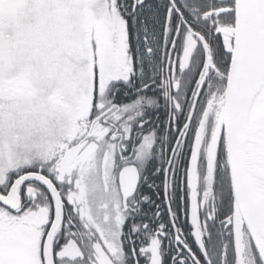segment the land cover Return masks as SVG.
<instances>
[{
    "label": "flooded vegetation",
    "instance_id": "af4514ba",
    "mask_svg": "<svg viewBox=\"0 0 264 264\" xmlns=\"http://www.w3.org/2000/svg\"><path fill=\"white\" fill-rule=\"evenodd\" d=\"M169 1L180 13L174 0ZM38 3L41 5L36 0H0V20L12 21L15 27L0 25V52H4L0 60V97L21 104L19 98L39 96L36 92L41 90L47 101L41 103L40 114L47 129L56 131L57 141L49 151L44 144L46 154L42 151L37 157L36 147L30 143H21L22 158L0 157V196L10 193L16 179L32 174L13 189L10 203L17 204L15 208L0 202V264H257L255 251L248 255L241 248V229L249 237L242 224L238 226V257L232 192V202L226 203L223 213L216 206V197L221 193L213 185L218 177L215 158L223 135L221 131L213 146L217 124L210 136L206 121L209 108L194 112L202 81L192 106L183 109L186 92L177 67H184L186 56H179L171 47L178 36H183L184 52H188L195 44L194 35L181 31L179 23L167 34L172 36L171 44L162 39L165 45L147 46L151 60L141 56L140 63L135 62V54L127 45L124 21L116 8V19L122 24L120 41L118 28L110 43L103 40L104 44L95 34L86 42L78 39L77 48L83 43L81 51L88 52L80 72L88 75L89 81L84 82L80 76L73 81V76L66 74L54 75L49 83L42 81L44 74L34 81L33 66L24 56L29 54L37 60L47 50L55 52L52 62L56 63L55 57L61 53L57 54L58 35L49 46H39L31 39L22 43L24 46L13 44L16 40L12 32L17 37L26 33L30 36L29 28L34 22L39 24L41 16L34 18ZM171 6L166 13L167 24ZM233 25L220 26L215 32ZM195 36L205 53L203 37L199 33ZM226 38L231 45L232 37ZM101 47L109 50L103 53L107 62L119 58L112 65L115 71L105 85L103 99L99 98V78L93 64ZM153 58L158 63H151ZM145 67L152 69L151 77H143L147 74ZM26 99L27 105L30 101ZM62 111L70 117L66 124L61 121ZM197 132L193 223L189 217L188 170ZM42 177L52 183L57 198ZM248 242L253 247L250 238Z\"/></svg>",
    "mask_w": 264,
    "mask_h": 264
},
{
    "label": "water",
    "instance_id": "95a60500",
    "mask_svg": "<svg viewBox=\"0 0 264 264\" xmlns=\"http://www.w3.org/2000/svg\"><path fill=\"white\" fill-rule=\"evenodd\" d=\"M233 38L224 91V105L218 119L213 146L222 131L230 185L234 198V240L238 252V224L241 219L262 264H264V105L258 101L264 85V0H235L234 28L219 29ZM204 48L206 43L202 38ZM207 67L211 64L207 55ZM199 132L189 160L191 180L190 221L195 223V181ZM26 174L18 178L10 193L0 201L11 208L10 196ZM43 178V177H42ZM56 196L52 183L43 178Z\"/></svg>",
    "mask_w": 264,
    "mask_h": 264
},
{
    "label": "trees",
    "instance_id": "16d2710c",
    "mask_svg": "<svg viewBox=\"0 0 264 264\" xmlns=\"http://www.w3.org/2000/svg\"><path fill=\"white\" fill-rule=\"evenodd\" d=\"M114 2H116V8L120 11L121 17L124 21L127 45L129 46L132 54H135V62H139L141 59L151 60L147 57L150 53L147 51V46L165 45L163 43L164 40L171 44L172 36L167 34L170 33V28L176 29L179 23L181 24V31L185 30L194 35L195 44L191 45L188 52H184L185 43L183 36H178L175 45H172L171 47L178 53L179 56L181 54V56H183V54L186 56L184 67H177V75L183 83V91L185 90L186 92L185 104L183 107L185 110H188L192 106L199 82L201 81L205 71V53L199 37L195 35L199 33L205 39L208 54L211 56L212 66L208 68L202 83L194 112L197 110L202 112L205 109V106L209 108L206 121L208 124L207 132L211 136L217 121L216 115L218 111L215 110V108L223 97L230 59V45L227 43V40L230 42V39H227V36L225 37L223 34L216 33L215 31L220 26L229 25L234 22L235 1L174 0L180 13L177 12L174 6H171L172 3L169 0H143L141 3H139L138 0H114ZM45 4L46 9L52 10L55 16L60 12L59 7H54V0H48L47 2H44V6ZM39 5L40 4L38 3L36 6L38 7ZM169 6L172 7V12L171 17L169 18V23L167 24L166 13ZM41 10L43 9L41 8L40 11ZM55 16L47 17L46 15L43 20H40L39 24L34 22L29 28L32 31V33H29L30 36L26 33L24 36L22 35L20 37H16L14 38L16 41L13 44L16 46H22L26 42L25 40L31 39L36 42L34 44L39 46H46V44L49 46V41L46 39H48L50 34L47 32L48 29H45L44 27L49 23V19L55 18ZM45 30L46 36L43 35V31ZM163 31H165L164 34ZM58 38H60V35H58ZM156 38H160L161 41H157ZM154 39L156 40L153 42L152 40ZM168 43H166L167 50L169 47ZM62 51L63 48L60 52ZM3 53L4 52H0V60L3 59L1 55ZM17 54L21 55L22 53H15V55ZM37 54L38 53H36V55ZM57 54H59V52H57ZM3 56L4 58H7L6 54ZM29 56L31 55L27 54L24 56V60L27 63H30L31 67H40L41 72H43L42 75L44 74L47 79L50 80L51 76L55 75V69L51 66V64H49V62L54 59L53 53L46 50V52H42L40 55L41 57H38L39 59L37 58V60L32 58L30 59ZM158 61L159 60L157 58H153L151 63H158ZM145 68L147 74L143 77H151L152 69H148L149 67ZM209 102L210 105L208 106ZM220 104H222V102H220ZM218 110L220 111V109ZM194 121H196V119ZM193 126H196V123H194ZM217 149L218 153L215 158V170L218 176L217 178L219 179L216 178L213 185L217 189L219 188L218 192L221 193V195L216 197V206L218 208L219 205L220 210L223 213V207H225L226 203L232 202L223 138H221V144H219ZM157 180L160 182L161 179ZM231 250L233 252L232 244ZM254 256L257 264H261L255 253Z\"/></svg>",
    "mask_w": 264,
    "mask_h": 264
},
{
    "label": "rangeland",
    "instance_id": "374dc122",
    "mask_svg": "<svg viewBox=\"0 0 264 264\" xmlns=\"http://www.w3.org/2000/svg\"><path fill=\"white\" fill-rule=\"evenodd\" d=\"M47 1L48 0H36V2H41L40 6L43 10L40 11L41 8L39 9L38 6L34 18L40 15L41 20H43L46 15L47 17L55 16L52 10L46 9V4L44 6V2ZM55 6L59 7L60 9V12L58 13L59 15L56 14L55 18L52 19L48 18L49 23L44 28L48 29V34H51V36L48 37V41L53 39L54 35H60V48L57 52H60L62 48L63 51L59 54L58 57H55L56 63L52 62L51 60L49 64H51V66L55 69V76H65L66 74L68 76H73V81H75V76H77V78H79L80 76V79L84 82L89 81V76H85L80 72L81 64L88 60V52L86 51V49L84 52L81 51L82 48L80 47L83 46V43L77 48L80 42L78 39L81 38L86 42L87 37L89 40V37L91 38V36H94L95 34L97 35L99 40H104L105 42L110 43L111 37L113 38L116 28H118V33H116V35L119 38L118 41H120L122 24H120L119 20L116 19L118 16L116 2H114V0H54V7ZM6 21L0 20V25H2L3 23H9L14 27L12 21ZM11 35L13 38L17 37L16 33L14 32H12ZM25 41L27 42V40ZM93 51H95V47L93 48ZM106 51L109 50H103L101 47V52L98 54V57L96 55L95 57L97 58L93 59L96 76H98L99 78L100 87L98 89V92L100 93V99H103V96H105L103 94V92L105 91V85L109 80V76H112L111 73L114 70V67L112 65L115 63L114 61H119V58L113 57L111 59L109 58V61L107 62L105 55L103 54ZM52 53L55 54V52ZM17 55L22 56V54ZM59 70H61L62 72ZM76 70L77 72L79 71L80 74L77 73ZM42 73L43 72H41L40 74L39 68L33 66L31 75L32 77H35L34 81H39L40 76H43ZM42 81L44 83L51 82L49 79H47V77H43ZM82 92L83 90L80 91V93ZM36 94H38L39 96H22L25 98L27 97L26 100L30 101L27 105L25 104V98H19V101L21 100L22 102L20 101L21 104H18L16 102V99L7 100L6 96L0 97V157L9 155V157L22 158V150H20V148H22V144L24 143H30L31 146L36 147L35 151H37V153L35 154V156L37 157V155L40 156V153L44 150V144H46V147L48 149L46 151H49V147H51V145L54 146V142L57 141V139H54L56 131H52L54 130V128L52 130L47 129L44 117H42L40 114L42 113L40 111V105L41 103L45 104L47 100L44 96L41 95V90L37 89ZM33 99H36V104H34ZM222 110L223 106L221 105L220 111L218 110L219 112H217L216 115L217 118L221 116ZM61 115V121L66 124L67 121L70 120L69 115H66L64 111H62ZM32 143H34L35 145H32ZM45 152L42 154H46ZM205 155L206 154H204V156ZM24 157L28 158L30 156L26 155ZM29 160L30 159H28V161ZM30 161L33 162L32 159ZM2 166L3 163L0 162V169ZM86 178L87 176L85 177V179ZM81 183L84 184L85 182ZM246 235V233L243 234V231L241 229V248L243 249L244 253L248 255L250 251L252 252V250L257 254L254 245L253 247L252 245H250V243L248 242L249 237Z\"/></svg>",
    "mask_w": 264,
    "mask_h": 264
},
{
    "label": "bare ground",
    "instance_id": "6f19581e",
    "mask_svg": "<svg viewBox=\"0 0 264 264\" xmlns=\"http://www.w3.org/2000/svg\"><path fill=\"white\" fill-rule=\"evenodd\" d=\"M258 101L264 105V85L261 88L260 95L258 97Z\"/></svg>",
    "mask_w": 264,
    "mask_h": 264
}]
</instances>
